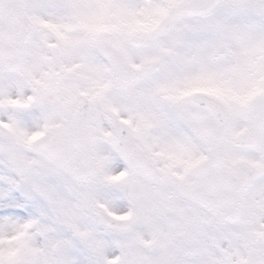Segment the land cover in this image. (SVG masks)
I'll list each match as a JSON object with an SVG mask.
<instances>
[{"label": "snow or ice", "instance_id": "snow-or-ice-1", "mask_svg": "<svg viewBox=\"0 0 264 264\" xmlns=\"http://www.w3.org/2000/svg\"><path fill=\"white\" fill-rule=\"evenodd\" d=\"M0 264H264V0H0Z\"/></svg>", "mask_w": 264, "mask_h": 264}]
</instances>
